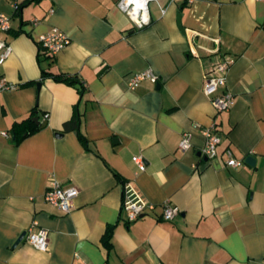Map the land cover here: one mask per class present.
Here are the masks:
<instances>
[{"label": "crops", "instance_id": "1", "mask_svg": "<svg viewBox=\"0 0 264 264\" xmlns=\"http://www.w3.org/2000/svg\"><path fill=\"white\" fill-rule=\"evenodd\" d=\"M23 1L0 0L10 20L0 39L12 48L0 78L14 86L0 90V264H264V3L158 0L138 28L120 0H37L19 13ZM53 29L70 42L41 61L37 40ZM224 56L233 62L214 96L230 93L232 105L216 111L203 74ZM41 69L76 74L83 91ZM148 69L157 83L131 90L130 76ZM210 126L212 160L202 152ZM51 182L78 190L69 213L45 201ZM127 184L153 206L132 222L121 210ZM167 205L178 209L170 222ZM41 230L46 250L26 240Z\"/></svg>", "mask_w": 264, "mask_h": 264}, {"label": "built area", "instance_id": "2", "mask_svg": "<svg viewBox=\"0 0 264 264\" xmlns=\"http://www.w3.org/2000/svg\"><path fill=\"white\" fill-rule=\"evenodd\" d=\"M155 1L158 0H120L117 8L125 13L138 28H142L149 24L148 4ZM188 1L192 2L193 0ZM258 1L264 3V0ZM9 30V18L0 13V31L7 32ZM37 42L44 52L56 56L69 44L70 39L65 33L58 29H53L49 33L40 36ZM11 54V46L6 41L0 39V65H3ZM232 62L233 59L224 56L210 70L203 74V93L205 96L212 98V105L216 111L228 110L232 105V96L230 93L223 92L222 94L214 96L220 87L225 86L227 71ZM157 80L158 78L154 72L148 69L131 75L128 80V86L131 90H135L143 81L157 83ZM13 88L14 86L7 84L4 78H0V90H10ZM3 135L6 134L3 133ZM202 136L204 138L202 152L208 160H212L216 157V147L220 143V138L214 131L213 126L204 128L202 130ZM190 146V136L184 134L179 142V149L186 151ZM228 155L230 156V153ZM132 162L137 167L138 172L145 171V161L141 156H133ZM227 165L237 168L241 165V162L230 156ZM77 194L78 190L75 187H62L58 182H51L45 192L44 198L47 203L66 214L69 213ZM152 208L153 206L145 202L131 185L127 184L123 187L121 210L125 213L127 221L132 222L138 219L146 210ZM177 214V208L167 205L163 209L162 219L170 222ZM26 240L38 250H46L47 248V235L45 231L41 230L37 233L29 231Z\"/></svg>", "mask_w": 264, "mask_h": 264}, {"label": "trees", "instance_id": "3", "mask_svg": "<svg viewBox=\"0 0 264 264\" xmlns=\"http://www.w3.org/2000/svg\"><path fill=\"white\" fill-rule=\"evenodd\" d=\"M33 1H37V0H24L20 4L17 3L16 4V11H19V13H20V10L22 9V7L25 4L33 2ZM37 45L39 47V53H40V51H42V53H40L39 55L40 56L43 55V59L41 61L52 62L54 56L49 55L46 52H44L42 50L41 46L39 45V43H37ZM41 78L42 79L51 78L55 82L64 83V84H67L69 86L76 87L79 90L80 93L83 91V83L81 82V80L78 78V76L76 74H66V73L55 74V73H51L48 69L47 70L46 69H41ZM24 123H28L30 125L29 129L26 131V135L32 133V131L36 128L35 125L33 124V122L31 121V119H29L27 121H24L22 124L24 125ZM22 124L14 125V128H15V130L13 131L14 132V140H13V142L14 143H17L19 138H20V137L17 136L18 133H17L16 130L19 127H21ZM77 125H78V115H77V113H74L72 118L68 122H66L64 124V128H65L66 131L67 130L68 131L69 130H74V129H77ZM79 138H80V140L83 141V137L80 136V134H79ZM109 238L110 237L107 236V238L105 239V241H104L105 246H109Z\"/></svg>", "mask_w": 264, "mask_h": 264}, {"label": "water", "instance_id": "4", "mask_svg": "<svg viewBox=\"0 0 264 264\" xmlns=\"http://www.w3.org/2000/svg\"><path fill=\"white\" fill-rule=\"evenodd\" d=\"M177 22H178V26H179V28H182V27H181V23H180V16H178V20H177ZM157 87H158V85H157ZM39 88H40V84L38 83V84H37V89H39ZM33 122H34L35 124L39 125L38 118H33ZM45 125H46V122H43V123L40 125V127H44ZM56 135H57V136H60V134H56ZM253 161H254V160H253L251 157H247L246 160H245V162L248 163V164L253 163ZM23 237H24V234H23L22 236H20V238L16 241L15 246L18 245V244L21 242V240L23 239Z\"/></svg>", "mask_w": 264, "mask_h": 264}]
</instances>
